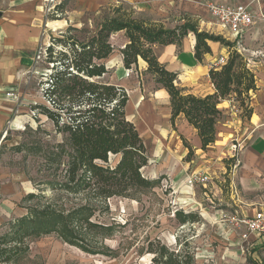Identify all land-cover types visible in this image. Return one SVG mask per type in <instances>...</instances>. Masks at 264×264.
<instances>
[{
    "label": "rangeland",
    "instance_id": "rangeland-1",
    "mask_svg": "<svg viewBox=\"0 0 264 264\" xmlns=\"http://www.w3.org/2000/svg\"><path fill=\"white\" fill-rule=\"evenodd\" d=\"M177 1L168 0V3L174 5ZM71 3L75 6L74 0H71ZM117 9L121 10V14L166 29H174L184 23L181 20L182 12L181 19L173 12L165 23L153 22L145 14L137 17L129 0H114L99 13H88L80 17L84 24L77 27L93 31L105 18L113 17ZM64 17L65 12L61 11L49 15L48 26L52 31H49L50 38L45 46L56 43L51 39L61 37L68 28L58 30L65 24L61 21ZM77 34L89 35L83 31ZM111 42L117 46L120 39L111 37ZM54 49L57 53L62 47L55 44ZM119 56L120 53L116 50L106 61L110 66L106 79L115 82L119 80ZM35 64L26 72L16 99L12 98L15 104L12 113L4 117V108L0 107V235L8 233L13 222L29 214L31 208L35 212L38 208L45 207H52L65 214L75 208H85L86 213L91 215L92 222L111 226L113 230L110 235L92 231L88 239L83 240L89 248L98 252L97 254L86 253L63 242L52 233L26 239L27 252L13 262L1 264H150L153 254L147 253L146 249L150 241L157 240L172 249H180L187 242L197 264H251V257L264 264V249L255 252L250 243L249 238L254 233L243 224L235 225L229 221L234 216L241 220L248 218L242 212H234L238 207L227 205L223 201L224 196L231 193L232 181L227 177L230 167L226 174L211 177L206 186L188 185L187 178L191 169L186 167L184 159H180L179 151L181 144L185 146V143L179 133H174L169 138L173 169L177 161H181L179 167L176 166L180 176L174 178L180 187H174L170 177L164 173L168 169L165 168L169 159L168 150L165 156V151L156 148L159 136L153 134V124L145 121L143 114L137 113L134 104L128 109V117L135 123L146 142L150 156L149 164L143 169V173L148 178L161 177L162 180L151 189L132 190L128 196H115L106 200L93 199L86 194H71L61 189V184L67 182L72 149L67 134L58 132L53 122L40 108H36L40 104L50 106L44 97L43 87L52 72V64L45 58L35 60ZM151 98V94L149 98H145L147 103L144 112L155 113L157 109L158 113L166 118L168 106L165 100L160 98L155 109ZM226 117H223L220 128L223 127L222 123L227 121ZM178 126L189 136V131L187 132L180 122ZM164 137L165 135H160L161 140ZM172 149L176 151L171 152ZM181 168L187 170L186 174L181 173ZM179 177L181 180H177ZM234 186L236 189L240 188L237 181ZM30 194H34V197L27 199ZM246 196L251 201L254 194L247 193ZM177 210L185 214H195L197 221L181 223L175 216Z\"/></svg>",
    "mask_w": 264,
    "mask_h": 264
},
{
    "label": "trees",
    "instance_id": "trees-1",
    "mask_svg": "<svg viewBox=\"0 0 264 264\" xmlns=\"http://www.w3.org/2000/svg\"><path fill=\"white\" fill-rule=\"evenodd\" d=\"M66 5L67 2L60 3L55 10L64 13ZM120 11L117 9L113 17L105 18L93 31L69 26L61 37L51 39L56 43L47 47L45 59L52 64V72L43 87L50 106H36L58 132L67 134L71 145L67 182L60 188L97 200L125 197L132 190H148L162 180L144 175L150 156L139 130L128 118V92L105 78L110 72L106 60L116 49L121 51L126 69L137 66L139 58L147 63L146 71L169 95L173 128L176 129L178 118L183 116L197 131L202 149L216 142L218 124L224 117L221 103L233 98L241 117L251 118L250 93L257 89L255 74L247 59L235 49L234 43L222 36L200 31L196 23L189 21L166 29ZM82 31L89 35L77 34ZM120 31H124L128 39L123 48L111 42L112 35ZM189 32L196 36L195 57L199 61L211 51L208 41L230 47L227 63L220 70L210 69L214 92L205 96H197L179 86L176 73L169 71L154 52L155 45L181 46ZM55 44L62 47L57 53ZM181 138L189 149L186 159L190 160L194 155L193 147L182 135ZM29 197L34 194L27 199ZM29 211L13 222L8 233L0 235V264L23 256L28 250L26 239L52 233L71 246L97 254L83 240L88 239L92 231L110 235L113 230L111 226L92 222L91 215L82 207L66 214L52 207ZM175 216L183 224L197 221L195 214L181 210L175 211ZM146 252L153 254L150 264H197L187 242L180 249H172L160 240L150 241Z\"/></svg>",
    "mask_w": 264,
    "mask_h": 264
},
{
    "label": "crops",
    "instance_id": "crops-1",
    "mask_svg": "<svg viewBox=\"0 0 264 264\" xmlns=\"http://www.w3.org/2000/svg\"><path fill=\"white\" fill-rule=\"evenodd\" d=\"M48 1L0 0V107L4 108V117H8L12 113L15 105L12 97L7 94H18V88H21L26 72L36 65L37 51L50 38L49 31L52 29L48 26L50 20L45 12ZM111 1L114 0H74L75 6H72L71 0H56L58 4L67 2L65 17L61 19L65 24L58 30L69 26L83 25L84 21L80 17L88 13L95 12L97 14L101 12ZM210 1L231 4H249L252 2V8L255 11L253 27L240 39H236L230 29L219 24L209 14L206 3ZM129 2L137 17L145 14L153 22L165 23L170 13L175 12L179 19H181L180 14L183 13L181 20L184 23L188 21L196 23L200 31L222 36L227 41L234 43V47L237 49L239 47L238 42H240L241 48L238 50L247 59L256 78L257 89L250 93L253 114L251 118H243L234 99L223 101L220 107L224 114H229H225L227 121L222 123L223 127L221 128L222 120L219 122L216 142L206 149H202L201 139L197 131L183 116L178 118L176 129L173 128L170 121L169 95L164 88L155 83L153 76L146 71L147 63L144 60L139 58L137 66L126 69L123 63V55L119 49H116L120 53L117 62L121 78L119 77L117 82L107 79L124 87L128 92L127 115L128 109L132 108L134 104L137 113L143 114L145 121L153 124V134L159 136V141L156 142L157 145L155 144L156 148L161 149L162 152L165 151L163 152L165 156L168 150L169 156L167 157L169 159L165 167L168 169L164 173L170 177L174 187L179 186L178 181L174 178L180 176L176 166L179 167L181 161H177L173 169L169 138L174 133H179L193 147L194 151L192 158L187 160L189 149L182 144L179 149L180 159H184L186 167L191 169V173L188 175L191 176L203 171L209 177H218L221 174H226L228 167H230L227 177L232 181L231 193L224 196L223 201L227 205L236 206L240 209L234 210L235 213L240 214L242 212L246 217H253L259 210H264V0H257V2L255 0H178L177 4L174 5H170L168 0H129ZM164 2L167 4L165 5ZM112 37H119L120 39L117 48H123L128 43L124 31L117 32ZM208 44L211 51L204 56L202 61L195 57L196 36L193 32H189L181 46L174 44L155 45L154 52L169 71L176 73V83L179 86L197 96H205L214 92V86L209 76L210 63L221 55L228 56L230 52V47L221 42L208 41ZM107 68L110 70L109 65ZM131 75L135 77H130ZM149 94L152 95L151 100L155 109L159 105L160 98L165 100L168 106L166 118L159 114L157 109L155 113L144 112L147 103L145 98H149ZM178 122L187 132L189 131V136L179 129ZM162 134L165 137L161 140L160 135ZM235 138L244 140L238 154L239 162L236 168H234L236 159L232 157L230 149ZM172 151L176 150L172 149ZM181 171L183 174L187 172L184 168H181ZM177 180H181L180 177ZM236 181L239 184V189L234 186ZM183 187H185L184 184ZM247 193L254 194L251 201L246 196ZM250 206L254 208L249 209ZM251 210L255 212L252 213ZM249 239L255 252L264 249V234H252ZM249 261L251 264H263V262L261 263L252 257L249 258Z\"/></svg>",
    "mask_w": 264,
    "mask_h": 264
},
{
    "label": "built area",
    "instance_id": "built-area-1",
    "mask_svg": "<svg viewBox=\"0 0 264 264\" xmlns=\"http://www.w3.org/2000/svg\"><path fill=\"white\" fill-rule=\"evenodd\" d=\"M257 2V0H255ZM58 3L56 0H49L45 7V12L48 14L57 13L56 6ZM206 7L209 14L222 26L230 29L236 39H240L243 34L249 31L255 23V11L252 8V2L249 4H231V3H218L207 2ZM239 48H241L240 42H238ZM46 44L40 46L35 60H42L47 55ZM239 52V50L235 47ZM240 53V52H239ZM228 61V56L221 55L214 59L210 66L215 70H220ZM8 96L16 99V94H7ZM233 100V98L231 99ZM244 144V140L235 138L232 145V157L236 159L234 168L237 167L239 162L238 154ZM211 177L206 172H197L187 178V184L190 186L201 185L206 186ZM175 190V189H174ZM176 191V190H175ZM229 221H232L235 225H245L254 234H264V210H259L253 217H248L244 220L237 219L236 216L231 217Z\"/></svg>",
    "mask_w": 264,
    "mask_h": 264
}]
</instances>
